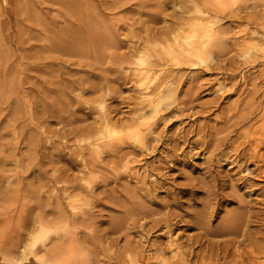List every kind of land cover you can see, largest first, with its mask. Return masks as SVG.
I'll use <instances>...</instances> for the list:
<instances>
[{
    "label": "rangeland",
    "instance_id": "rangeland-1",
    "mask_svg": "<svg viewBox=\"0 0 264 264\" xmlns=\"http://www.w3.org/2000/svg\"><path fill=\"white\" fill-rule=\"evenodd\" d=\"M192 1L205 6L204 0H0V235L27 230L24 243L39 218L61 230L72 214L65 189L80 185L84 190L80 177H87L91 186L73 191L88 202L82 210L91 219L78 236L109 234L104 249L77 253L78 261L113 262L109 258L125 236L110 228L116 219L125 222L124 208L130 206L175 213L173 228L183 240L202 231L197 219L215 230L237 221L246 207L242 227L264 237V221L257 219V214L264 217V173L256 169L264 162H245L238 155L249 153L255 140L264 152V44L246 52L241 40L253 31L264 34V0H225V9L213 3L206 7V15L218 14L214 28L224 32L206 64L175 65L166 56L167 70L174 74L173 95L160 112L166 120H152L153 148L140 156L128 142L99 157L86 148L102 114L99 102L104 101L108 116L123 122L140 107L139 92L158 81L135 83L127 61L145 39H160L166 30L201 15L193 14ZM127 161L133 169L124 167ZM89 168L94 172L89 174ZM6 212L12 224L5 223ZM137 231L127 229L133 243ZM157 234L144 232L151 239ZM90 245L85 243L86 250ZM245 245L236 253L248 250ZM231 256L213 263L234 264ZM199 261L212 264L208 256Z\"/></svg>",
    "mask_w": 264,
    "mask_h": 264
},
{
    "label": "bare ground",
    "instance_id": "bare-ground-1",
    "mask_svg": "<svg viewBox=\"0 0 264 264\" xmlns=\"http://www.w3.org/2000/svg\"><path fill=\"white\" fill-rule=\"evenodd\" d=\"M191 3L194 5L193 14L196 12L201 15L192 16L186 19L183 24L181 22V24L184 25L183 27H172L173 29L170 28V30H166L167 32L165 31L163 33H161L162 31L160 30L162 36H160V39L149 37L148 39H145L144 42L139 43L140 45H138L136 49L134 48L135 50L131 53L130 56L133 60L127 61V70L129 69L131 71L132 78L134 79L133 81L135 83L139 82L140 84L148 78H152L153 80L156 79V81H158L153 83L155 81L154 80L152 82L153 85H149L147 87L145 86V91H138L141 98L138 103L141 105L134 111V114L125 122L120 120L116 121L108 116L104 101L102 100L98 103L102 110V114L99 116V120L97 121L98 125L93 130L92 135L94 134V136H89V138L91 137L92 139L88 141L86 146L92 155L99 157L102 152L109 153L120 151L122 147H124L123 145L128 142L137 146L140 156H143L146 150L153 148V146L150 145V139L148 138V134L150 135V133L153 132L152 126L155 125L152 120L157 117L166 120V117L164 115L161 116L160 112L163 110L164 102L166 100H170L173 95V89L170 87V80L173 79H171V77H173L174 74L167 70L168 67L165 61L166 56L169 57L170 61L175 65H197L199 63L206 64L208 62L207 60L211 57L210 52L213 51L214 47L219 48L221 45V36L224 32L214 28V24L217 22L218 14L206 15L208 14L206 7L213 3L216 4L215 8H219V10L223 9L227 5L225 0H204L205 6L203 7L200 6L199 1H192ZM216 12L220 13L218 11ZM230 12H234V10H231ZM253 32L249 33L247 38L245 37L244 39H241L243 40V47H245V49L248 48V51L246 52H249V49L251 48H254L253 50H259L262 48V44H264V41H262V36H264V34L255 36ZM154 35L158 37L157 33ZM159 40L161 50L156 49V46H158L157 41ZM147 52L148 55H146ZM249 60H251V58ZM255 60L257 61V59ZM249 62L252 64V61ZM253 64H255L254 61ZM173 82L175 81L173 80ZM261 139V142H264V138ZM260 145L262 144L255 140L254 145H251L250 148H248L249 153L242 152L238 155L241 156L242 161L245 162L248 160H252L254 162H264V152H259V149L261 148ZM85 163L88 165V160H86ZM129 163L130 162L127 161L126 164H124V167L131 170L133 167L129 166ZM86 168L87 167L85 165V169ZM246 168L247 167H245V169ZM256 169L259 170L258 173L260 175L264 173V168L261 169L258 167ZM91 170L89 168L88 173L91 172ZM149 171L150 170H148V173ZM243 171L241 169V172ZM134 174L136 175V180L138 181L140 179L139 171H135ZM148 176H152V174ZM80 178V180L84 181V185L86 186H84V190H81L86 191L85 188L91 186V179L87 177ZM79 186H72L71 191H67L68 189H65L66 198L69 200L67 204L69 205L72 214L68 213L69 216L63 221L59 219L62 221V224L60 225L61 230L57 227L59 232L53 230L52 222V224L49 223L52 225L51 229L50 225L47 223L48 219L44 220V218H39L32 221L35 226L30 232H27L28 234L25 236L26 241L24 243H21V237L27 230L24 231L23 228L21 229L23 230V234L11 232L0 235V264H96L95 261H92L91 263L90 260L88 259V261L86 258L78 261L77 253L85 251L93 252L96 251V249H104L105 247L103 244L105 242V235L109 234V230L108 232L106 230L99 235L96 233L91 234L89 237H87V235L78 236L77 230L81 227L86 228L87 222L91 220L87 219L90 218L87 217L89 211L82 210L84 208L82 206H87L88 202L73 192L77 188L80 190L81 187ZM71 192L74 194H71ZM80 200H82V202L78 203L77 201ZM124 209L127 213H129V216L125 222L123 219L114 220L110 229L115 232H110L116 233L117 231L119 233H123L125 240L123 244L119 245L118 250L109 258L110 260L112 259L113 262L109 263L108 261V264H201L199 259L204 256H208L209 263L214 264L213 262H219V260H224L227 256L231 255L235 257L233 260L234 264H244V262L246 264H264V260H262V258H264V237L261 238L257 236L255 232L242 227L244 213L248 210L246 207H242L243 213L241 214L243 215H240L237 221H226L221 227L215 230L204 228L203 221H201V219H197L198 221L196 224L202 229V231L196 235L189 234L184 240L177 235L175 229L173 228L176 224V221L174 222V219L177 216L175 213L167 211L158 215V213H154V211L145 212L144 210H141V208L135 209L133 206ZM75 210H82V212L78 214ZM257 215L258 221H264V217H261L260 214ZM58 216L60 215H57L56 217ZM248 217H251V215L247 216V220ZM3 218L6 224L11 223L9 212H6ZM55 220L58 222L57 219ZM56 222L54 224H58ZM28 224L30 225V221ZM18 225L20 226V222ZM23 225L21 224L22 227ZM129 228H136L138 230L137 232L139 237L137 240H134L135 243L126 237L127 229ZM18 230L20 231V229ZM151 231L158 232L156 238H148L147 235ZM52 232L55 233L56 236H54V234L53 236L56 239L50 237ZM144 232L147 234L146 236H144ZM163 235L164 241L160 240L163 239ZM211 235H224L229 236V238L223 241L212 240L209 237ZM87 242L92 244L90 245L92 246L91 250L90 248L86 250L87 247L85 246V243ZM111 242L110 243L112 245L117 243H114L112 240ZM244 243L249 246V249H246V251L244 250V252H238L237 254L236 251H238L239 245ZM230 251L232 252L230 253ZM97 252L94 254H97ZM226 263H228L227 260Z\"/></svg>",
    "mask_w": 264,
    "mask_h": 264
}]
</instances>
